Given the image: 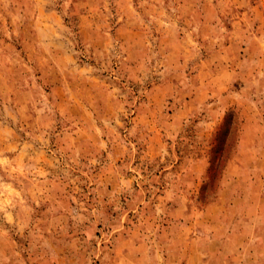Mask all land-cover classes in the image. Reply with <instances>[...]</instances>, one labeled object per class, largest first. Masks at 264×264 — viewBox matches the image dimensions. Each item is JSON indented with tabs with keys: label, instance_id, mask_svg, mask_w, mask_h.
Instances as JSON below:
<instances>
[{
	"label": "rangeland",
	"instance_id": "1",
	"mask_svg": "<svg viewBox=\"0 0 264 264\" xmlns=\"http://www.w3.org/2000/svg\"><path fill=\"white\" fill-rule=\"evenodd\" d=\"M0 264H264V0H0Z\"/></svg>",
	"mask_w": 264,
	"mask_h": 264
}]
</instances>
